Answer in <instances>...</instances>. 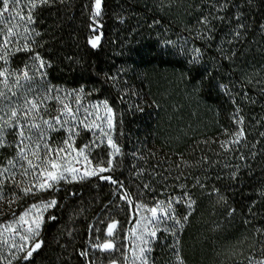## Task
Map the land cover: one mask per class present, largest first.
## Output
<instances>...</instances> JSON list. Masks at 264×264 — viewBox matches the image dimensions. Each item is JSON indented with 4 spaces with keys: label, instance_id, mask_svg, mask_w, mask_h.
<instances>
[{
    "label": "trees",
    "instance_id": "16d2710c",
    "mask_svg": "<svg viewBox=\"0 0 264 264\" xmlns=\"http://www.w3.org/2000/svg\"><path fill=\"white\" fill-rule=\"evenodd\" d=\"M62 12L67 23L65 6ZM204 17L208 23L200 22ZM99 23L102 40L84 85L114 107L120 155L105 175L61 182L37 194L5 183L9 196L0 200V224L32 204L55 201L40 248L11 264H98L95 239L104 238L111 222L124 238L131 205L161 191L191 202L178 237L182 264H259L264 0H102ZM59 74L58 68L47 69L52 80ZM5 103L0 101V110ZM241 127L246 139L233 151L221 148ZM99 149L96 164L109 167V147ZM15 154L14 145L0 148V160ZM13 193L19 199L9 205ZM165 244L161 235L153 250L157 264L169 262ZM100 256L99 264L114 261L111 253Z\"/></svg>",
    "mask_w": 264,
    "mask_h": 264
},
{
    "label": "rangeland",
    "instance_id": "374dc122",
    "mask_svg": "<svg viewBox=\"0 0 264 264\" xmlns=\"http://www.w3.org/2000/svg\"><path fill=\"white\" fill-rule=\"evenodd\" d=\"M94 4L95 0H64L63 3L60 0H53L50 5L33 10L32 16L35 22L25 24L15 15L17 9L22 10V15L27 16L28 14V7H26L24 0H20L15 5L9 3L8 12L0 16V37L13 25H19L15 29L17 32L22 33L24 27L30 30V38L28 40L17 38V42L11 46L12 50L7 55V63L4 60H0V71H6L8 74L7 80L4 77H0V101L2 103L6 102L5 105L3 104L4 106H1V110H8L12 107L23 110L28 107L27 101L43 97L47 99L42 107H46L48 113L51 114L44 113L46 119H51L52 116L59 115L58 110L62 107L61 101L68 103L74 111L78 109L76 111L77 119L75 121L69 119V122L64 124L63 127L56 126L55 129L48 130L46 134L49 137L48 142L55 147L62 144L68 138V129L71 128L73 130L71 140L73 148L82 151L88 160L85 161L83 156H81L79 157L80 162L74 163L76 168L81 169L76 179H71V176H69L68 179L60 180L55 185L61 182L79 181L97 175H105L111 171V165L114 159L120 155V153L114 154V150L108 144L109 136L115 143L114 130L117 114L114 107L108 100L98 98L97 94L87 89L84 85L87 77L88 62L102 40L99 16H94ZM63 6L66 7L71 17L67 23H64ZM2 10L3 4L2 0H0V11ZM36 33H39V35H36ZM97 38V46L93 47L92 41ZM25 44L27 47H23L18 51L15 50L20 45ZM41 61H43L42 65ZM48 68H58L60 71L59 79L52 80L49 78L47 75ZM25 72L28 73V79H25L23 76ZM105 105L111 109V113L107 112ZM109 116L111 117V127H109ZM97 117H100V119H97ZM85 125L88 127H85ZM78 144L83 145L78 148ZM103 145H107L111 152V163L109 167H106L110 171L85 176V171H90L93 167H99L96 164L97 153H101L99 148ZM73 156H75L74 152L69 159ZM13 171L16 170L14 169ZM18 178L20 177L18 176ZM35 191L37 194L44 190L33 189L31 193ZM150 194L151 196L147 199L145 198L143 202H137L131 205V223L124 238L117 235L118 223L111 222L108 227L113 223L117 224V227L113 230V235L109 236L107 234V227L104 238H97L93 242V251L101 254L111 253V258L114 261L108 264H140V261L137 260L134 262L132 259L133 252H138L139 250L137 245L145 249H150V251H146L145 253L148 258V264H157V261L154 260L153 250L161 235L162 237L164 236V242L166 243L164 246L168 247L165 248L169 256L166 259L169 262L166 264H182L178 256V237L183 228L182 212L186 208H189L188 205L190 202H188V199H183V196H172V192L168 191ZM5 195L3 193L4 197ZM6 196L8 197L9 195ZM51 202V200L41 201L35 203V205L51 204ZM160 202H164L165 207L171 203L173 209L172 215L181 222L177 224L174 219L167 217H161L160 222L153 221V224L149 225V227H155L157 234L155 237L146 236L145 239L148 242L143 243L137 239L138 236L144 234V221L141 219V216L146 215L150 218L151 213L138 212V208L141 204L151 208L160 204ZM33 205H30L25 211L29 210ZM53 206L51 205L42 210V223L39 229V235L29 240L25 244L24 250H19L18 247L19 244L25 243L19 239L20 235H27L24 232V228H19L18 233L13 237L17 243V248L0 244V264H8L9 261L25 257L29 246L36 241L40 242L46 214ZM25 211L1 223L0 231L8 224L19 227L16 222L19 216L23 215ZM24 227H27V225ZM109 242L114 247L109 250H104L101 246ZM173 250L174 252H172ZM100 255H98V264L101 263V259H104Z\"/></svg>",
    "mask_w": 264,
    "mask_h": 264
},
{
    "label": "snow or ice",
    "instance_id": "6c2138e0",
    "mask_svg": "<svg viewBox=\"0 0 264 264\" xmlns=\"http://www.w3.org/2000/svg\"><path fill=\"white\" fill-rule=\"evenodd\" d=\"M20 0H2L3 10L0 11V16H3L5 12L9 10V3L16 4ZM26 7H28L27 16L22 15L21 9H17L15 15L19 17V20L25 24L34 23L32 16L33 10L50 5L53 0H24ZM61 3L64 0H60ZM101 3L102 0H95V11L94 16L98 17L101 15ZM201 23H208V18L204 17ZM19 25H13L3 33V36L0 37V60H4L7 63V55L12 50V45L17 42V38L28 40L30 38V30L27 27L23 28V32L15 31L16 27ZM39 35V33H36ZM98 38L92 41V46L96 47ZM27 47V45H20L15 50H21V48ZM43 61H41V65ZM8 74L6 71H0V77H4L7 80ZM25 79H28V73L23 74ZM47 98L43 97L40 99H34L27 101L28 107L21 110L15 107H12L8 110H0V148L5 146L14 145L16 149V154L12 158L7 160H0V200H4L3 196V186L5 183L13 184L20 189L25 195L33 192V189L47 190L52 188L60 180H66L69 176L71 179H76L77 174L80 173L81 169L76 168L74 163H79V157L83 156L84 160L87 161V156L84 155L82 151L76 150L72 146V134L73 130L68 129L69 136L62 144L53 146L50 144L49 137L47 136V131L55 129L56 126L63 127L64 124L69 122V119L75 121L76 109L68 104L61 101L62 107L58 110L59 115L52 116L51 119H46L44 113H48L46 107H42L45 104ZM105 108L108 113H111V109ZM51 115L50 113H48ZM100 119V117H97ZM242 123V120L239 121ZM82 123V121H81ZM97 126V125H93ZM85 127H88L85 125ZM109 127H111V117L109 116ZM103 131V129H101ZM11 134L15 137L14 141H9L7 139L8 135ZM107 135V133H105ZM246 139L245 130L241 127L235 131L231 137L223 142H221V148L225 151H233L232 145H239L241 141ZM108 144L114 150V154L120 153V148L115 144L111 137H108ZM75 153L71 159L69 157L72 153ZM243 158V157H242ZM90 163V162H89ZM103 162H98V164ZM111 163V161H109ZM16 171H13V170ZM105 171H110L109 168L99 166L93 167L90 171H85L84 175H96L98 173H103ZM18 176L20 178H18ZM83 178V177H81ZM104 179H111L110 177H102ZM116 183V181H112ZM8 200L9 205L15 203V197ZM124 198L128 199V202L131 203V200L128 198V194H124ZM179 203V201H177ZM55 201L53 200L51 204L44 205H33L29 210L25 211L23 215L19 216L18 221L16 222L19 227L13 224H8L0 231V244L10 245L12 248H17V243L13 239L19 231V228H24V232L27 235H20L19 239L25 243L19 244V250L25 249V244L29 240L34 239L35 236L39 235V229L42 223V210L54 205ZM191 207V202L188 205ZM172 205L169 203L167 207L164 206V202L148 208L145 205L141 204L138 208V212H150L151 217L144 215L141 216V219L144 221L143 226V235L138 236L137 239L143 243L148 241L145 239L146 236H156V228L149 227L153 224V221L160 222L161 217H167L169 219H174L177 224H180V220L176 219L172 215ZM27 225V227H24ZM117 227L116 223L111 224L108 227L107 234L109 236L113 235V230ZM139 227V225H138ZM41 243L36 241L34 244L29 246V249L26 252L24 259H28L32 256V253L40 248ZM104 250L112 249L114 246L109 242L101 246ZM138 252H133L132 259L133 261H140V264H148V258L145 255L146 251L150 249H145L142 246L137 245ZM11 255V253H10ZM86 255V253H82ZM11 264V261H9ZM260 264H264V261H261Z\"/></svg>",
    "mask_w": 264,
    "mask_h": 264
}]
</instances>
